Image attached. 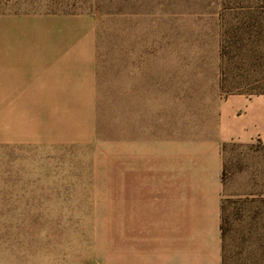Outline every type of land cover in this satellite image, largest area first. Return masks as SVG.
I'll return each mask as SVG.
<instances>
[{"label":"rangeland","instance_id":"rangeland-1","mask_svg":"<svg viewBox=\"0 0 264 264\" xmlns=\"http://www.w3.org/2000/svg\"><path fill=\"white\" fill-rule=\"evenodd\" d=\"M22 15L91 32L94 84L80 100H8L12 53L0 34V264H194L203 231L198 215L177 212L181 197L167 206V142L205 136L232 95H264V0H0V31ZM134 76L158 92L150 206L141 102L120 98ZM221 153L220 264H264V146L228 142Z\"/></svg>","mask_w":264,"mask_h":264},{"label":"crops","instance_id":"crops-1","mask_svg":"<svg viewBox=\"0 0 264 264\" xmlns=\"http://www.w3.org/2000/svg\"><path fill=\"white\" fill-rule=\"evenodd\" d=\"M20 17L6 21V30L0 31V34L6 33L7 56L12 53L7 59V95L11 96L8 100H80L75 96L85 90V85L86 95H91V86L94 84V72L90 67L93 60L91 32L89 35L78 32L77 22L62 20V17L56 15L40 17L32 21V24L24 15ZM31 25L34 26L32 30ZM16 59L22 63L25 60L28 69H32L31 81L15 76L14 72L18 66ZM35 59L38 62L37 68L33 65ZM129 81L121 86L120 98L124 102H141L140 152L143 171L139 181L141 199L150 206L148 200L155 189V178H159L155 161L158 157V147L150 134L158 109V92L151 77L134 76L129 78ZM79 86L82 88L79 89ZM217 109L219 111L216 110L215 118H210L212 126L207 128L205 136L200 135V138L193 139L184 135L181 141L176 140L175 145L174 140L169 139L166 147L167 206L173 208L174 196L181 197L178 206L185 209L177 212L187 213L192 215L191 217L198 215L200 229L203 231L199 237L200 246L195 251L197 258L194 264H220L222 145L228 142H257L264 146V95L253 98L232 95L221 101ZM134 143H137L136 139ZM133 180L138 181L136 177ZM127 181L130 182L128 178ZM122 182L121 191L126 197V192H131V184L127 187L126 177ZM167 212L174 211L169 209Z\"/></svg>","mask_w":264,"mask_h":264},{"label":"trees","instance_id":"trees-1","mask_svg":"<svg viewBox=\"0 0 264 264\" xmlns=\"http://www.w3.org/2000/svg\"><path fill=\"white\" fill-rule=\"evenodd\" d=\"M220 229H221V235L223 236V235H224V233L222 232V230H223V227H222V226H220Z\"/></svg>","mask_w":264,"mask_h":264}]
</instances>
